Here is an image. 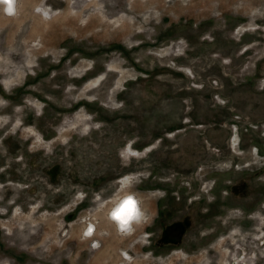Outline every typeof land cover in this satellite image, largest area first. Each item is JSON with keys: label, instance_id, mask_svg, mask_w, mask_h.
<instances>
[{"label": "rangeland", "instance_id": "rangeland-1", "mask_svg": "<svg viewBox=\"0 0 264 264\" xmlns=\"http://www.w3.org/2000/svg\"><path fill=\"white\" fill-rule=\"evenodd\" d=\"M12 1L0 264H264V0Z\"/></svg>", "mask_w": 264, "mask_h": 264}, {"label": "bare ground", "instance_id": "bare-ground-1", "mask_svg": "<svg viewBox=\"0 0 264 264\" xmlns=\"http://www.w3.org/2000/svg\"><path fill=\"white\" fill-rule=\"evenodd\" d=\"M2 2L5 4V5H9L11 9H13L15 6H13L14 2L12 0H6ZM13 2V3H12ZM15 5V4H14ZM6 8V6H5ZM4 8V9H5ZM6 10V9H5ZM9 11V9H8ZM14 12V11H13ZM16 12V11H15ZM11 15H13L11 12H10ZM130 201V202H129ZM112 213V216H111V220L115 223H117L118 227L119 228H122V231L123 230H126L128 225L130 223H132L135 218L137 217V215L139 214V205H137V202H135V199L133 196H130V195H125V197H123L121 199V201H119L118 203L115 204V206H113V209L111 211ZM117 212H121L124 216L127 217V223H125V220L124 219H116V216L115 214ZM134 215V216H133ZM133 216V217H132ZM132 217V218H131ZM134 219V220H133ZM133 220V221H132ZM89 228H92V225L90 227H87V230ZM95 228V227H94ZM90 230V229H89ZM96 230V229H95ZM96 232V231H95ZM96 234V233H95ZM88 237L91 238L94 236V233H89L88 231Z\"/></svg>", "mask_w": 264, "mask_h": 264}, {"label": "clouds", "instance_id": "clouds-1", "mask_svg": "<svg viewBox=\"0 0 264 264\" xmlns=\"http://www.w3.org/2000/svg\"><path fill=\"white\" fill-rule=\"evenodd\" d=\"M115 216H116V219H124L125 220V222L127 223V217L126 216H124L121 212H117L116 214H115Z\"/></svg>", "mask_w": 264, "mask_h": 264}, {"label": "flooded vegetation", "instance_id": "flooded-vegetation-1", "mask_svg": "<svg viewBox=\"0 0 264 264\" xmlns=\"http://www.w3.org/2000/svg\"><path fill=\"white\" fill-rule=\"evenodd\" d=\"M6 6H7L8 8H10V6H9V5H6ZM13 6H14V4H13ZM120 201H121V200H120ZM133 216H134V215H133ZM133 216H132V217H133ZM132 217H131V218H132Z\"/></svg>", "mask_w": 264, "mask_h": 264}, {"label": "snow or ice", "instance_id": "snow-or-ice-1", "mask_svg": "<svg viewBox=\"0 0 264 264\" xmlns=\"http://www.w3.org/2000/svg\"><path fill=\"white\" fill-rule=\"evenodd\" d=\"M6 2H7V0H6ZM9 11H11V8H9ZM130 202V201H129ZM126 223V222H125Z\"/></svg>", "mask_w": 264, "mask_h": 264}]
</instances>
